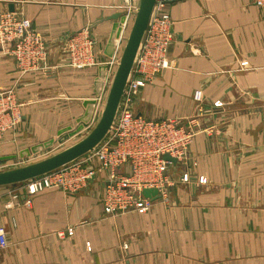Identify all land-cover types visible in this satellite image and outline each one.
Instances as JSON below:
<instances>
[{"label": "crops", "instance_id": "1", "mask_svg": "<svg viewBox=\"0 0 264 264\" xmlns=\"http://www.w3.org/2000/svg\"><path fill=\"white\" fill-rule=\"evenodd\" d=\"M137 1L0 0V11L29 19L47 47L44 65L25 73L0 47V89L12 86L21 103V120L0 142V171L91 131L134 18L119 6ZM166 11L169 67L138 90L134 109L194 117L192 178L170 186L166 202L117 215L103 210L102 173L72 193L0 185V264H264V8L173 0ZM85 27L98 63L69 66L67 37Z\"/></svg>", "mask_w": 264, "mask_h": 264}, {"label": "built area", "instance_id": "2", "mask_svg": "<svg viewBox=\"0 0 264 264\" xmlns=\"http://www.w3.org/2000/svg\"><path fill=\"white\" fill-rule=\"evenodd\" d=\"M171 1H154L116 115L106 134L83 155L25 180L28 194L47 188L76 192L102 173L103 210L108 215H117L147 211L153 200H168L170 186L190 181L188 146L197 132L194 117L152 119L137 114L134 109L138 90L169 67L167 52L173 33L166 6ZM252 2L264 8V0ZM119 8L125 9V18L130 17L137 10V3L120 5ZM94 44L95 38L86 27L71 33L64 47L67 65L86 67L97 64ZM0 47L13 56L20 73L39 69L47 58L45 41L32 28L30 20L8 10L0 11ZM202 98L201 91L195 90L193 99L201 103ZM20 120L21 103L14 88L0 89V142L4 133L14 129ZM192 164L195 163L192 161ZM144 189H155L157 197L144 196ZM13 198L17 195L14 194ZM6 205L11 206V202ZM5 247L6 234L0 231V263L1 251Z\"/></svg>", "mask_w": 264, "mask_h": 264}, {"label": "water", "instance_id": "3", "mask_svg": "<svg viewBox=\"0 0 264 264\" xmlns=\"http://www.w3.org/2000/svg\"><path fill=\"white\" fill-rule=\"evenodd\" d=\"M154 1L155 0L137 1V10L134 13L133 22L123 46L116 70L109 83L103 108L91 131L76 143L48 157L20 167L0 171V185L24 181L58 168L83 155L103 138L116 115L118 103L129 76L135 53L146 28ZM123 21L124 17L122 15L121 23ZM78 129H80V127ZM78 129H76V131ZM52 142L53 139L42 143L41 146H49ZM32 151L35 152L36 148H32ZM164 158L168 159V156L164 155ZM171 160L174 161V159ZM142 193L147 197H157L155 189H144Z\"/></svg>", "mask_w": 264, "mask_h": 264}, {"label": "rangeland", "instance_id": "4", "mask_svg": "<svg viewBox=\"0 0 264 264\" xmlns=\"http://www.w3.org/2000/svg\"><path fill=\"white\" fill-rule=\"evenodd\" d=\"M118 61H119V60H118ZM111 78H112V76H111ZM110 81H111V79H110ZM80 139H81V137H80V136H77L76 138H74V139H72V140H70V141H68V142H66V143H63V144H61L60 146H56V147H54V148H53L51 151H49L48 153H46V154H44V155H40V156H38V157H36V158H34V159H31V160H29V161H25V162H23L22 164L26 165V164H29V163L36 162V161H38V160H41V159H43V158H45V157H48V156H50L51 154L57 153V152H59V151L65 149L66 147H68V146H70V145L76 143V142L79 141ZM21 166H23V165H21ZM19 167H20V166H19Z\"/></svg>", "mask_w": 264, "mask_h": 264}, {"label": "bare ground", "instance_id": "5", "mask_svg": "<svg viewBox=\"0 0 264 264\" xmlns=\"http://www.w3.org/2000/svg\"><path fill=\"white\" fill-rule=\"evenodd\" d=\"M27 180V179H26ZM25 181V180H24Z\"/></svg>", "mask_w": 264, "mask_h": 264}]
</instances>
